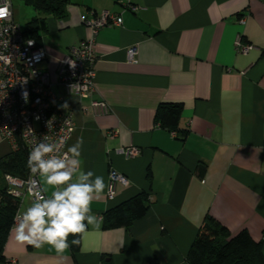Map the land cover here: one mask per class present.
Masks as SVG:
<instances>
[{
	"label": "crops",
	"instance_id": "crops-1",
	"mask_svg": "<svg viewBox=\"0 0 264 264\" xmlns=\"http://www.w3.org/2000/svg\"><path fill=\"white\" fill-rule=\"evenodd\" d=\"M12 2L19 23L44 17L41 67L58 108L76 123L68 148L82 140L81 169L102 176L105 188L91 203L98 223L81 234L78 252L22 245L13 225L0 264H189L208 214L233 234L247 229L264 239V0H69L62 17ZM130 4L139 10L126 9ZM103 11L121 14L123 23L96 36L94 91L83 98L58 84L57 67L72 45L93 36L83 17ZM238 36L253 46L247 54L235 51ZM131 47L138 50L134 62ZM93 101L109 111L99 113ZM162 103L183 105L184 139L155 121ZM127 147L141 152L127 157ZM10 153L0 135V159ZM112 170L129 183H118L110 198ZM144 191L150 207L143 218L129 228L103 227L107 210ZM30 203L26 196L20 211Z\"/></svg>",
	"mask_w": 264,
	"mask_h": 264
},
{
	"label": "built area",
	"instance_id": "built-area-1",
	"mask_svg": "<svg viewBox=\"0 0 264 264\" xmlns=\"http://www.w3.org/2000/svg\"><path fill=\"white\" fill-rule=\"evenodd\" d=\"M3 2L0 0V6ZM8 4L9 14L0 18V135L10 144L12 152L24 148L28 156L34 138L39 140L45 134L52 141L64 139L65 145L61 152L67 151L76 129L74 116L58 108L55 85L50 74L41 67L47 59V52L36 39L25 36L15 18L12 0H8ZM126 9L136 12L139 7L130 4ZM83 20L92 29L93 36L70 47L69 52L59 60L57 76L59 85L84 98L90 97L94 91L96 36L105 27L121 26L123 17L121 14L103 11L99 14L90 12ZM240 22L244 23V19H240ZM234 47L237 53L242 54L253 49L251 44L243 41L242 36L237 37ZM137 53V47H131L128 51L129 60L136 61ZM73 64L74 67L71 66ZM25 93L27 102L23 98ZM92 106L99 113L109 111L104 101H93ZM49 120L53 122L50 129L46 126ZM121 152L127 157H134L141 150L138 147H127ZM5 179L8 193L19 199L20 208L26 196L30 197L32 203V193L38 195L41 190L44 191L40 177L32 176L30 170L26 178L7 174ZM36 181L40 182L39 187ZM118 183L128 185L129 180L125 175L112 170L108 192L110 198L116 194ZM18 213L23 212L19 209L16 213L14 218L17 217V222L22 219V215L17 216Z\"/></svg>",
	"mask_w": 264,
	"mask_h": 264
},
{
	"label": "trees",
	"instance_id": "trees-1",
	"mask_svg": "<svg viewBox=\"0 0 264 264\" xmlns=\"http://www.w3.org/2000/svg\"><path fill=\"white\" fill-rule=\"evenodd\" d=\"M40 13L53 14L62 17L66 12L69 0H25ZM44 17H34L25 26L24 34L39 42V31ZM183 112L181 103H162L158 107L155 121L162 127L178 132V137L184 139L187 131L180 128ZM28 152L22 148L0 159V260H5L4 248L9 233L14 225V217L20 209V201L8 193L7 174L19 178L29 175L27 167ZM200 173L206 171L201 166ZM150 207V194L141 192L123 203L107 210L103 214L102 222L105 229L125 227L143 218ZM69 236V242L75 239ZM81 239V236H80ZM264 239L256 241L247 229L236 234L224 226L214 216L208 214L200 227L187 254L189 264H264ZM80 244L73 245L71 250L78 252Z\"/></svg>",
	"mask_w": 264,
	"mask_h": 264
},
{
	"label": "clouds",
	"instance_id": "clouds-1",
	"mask_svg": "<svg viewBox=\"0 0 264 264\" xmlns=\"http://www.w3.org/2000/svg\"><path fill=\"white\" fill-rule=\"evenodd\" d=\"M9 14L8 0L0 6V18ZM74 67V64L71 65ZM23 98L27 102V94ZM67 108V105H64ZM52 121L46 126L50 129ZM62 151L65 140L52 141L48 135L39 140L34 138L29 151L27 167L32 176L44 177V183L53 188L51 196L45 191L37 195L32 193L31 205L23 212L22 219L14 218L13 231L16 241L22 245L37 249L45 245L53 248L58 254H63L73 245L81 243L80 236L89 225L96 226L97 218L92 214L91 203L98 199L105 188L102 176H96L93 171L81 169L80 144ZM76 176V180L73 177ZM92 177L95 179L88 183ZM37 187L40 182L36 181ZM77 237L69 242V236Z\"/></svg>",
	"mask_w": 264,
	"mask_h": 264
},
{
	"label": "rangeland",
	"instance_id": "rangeland-1",
	"mask_svg": "<svg viewBox=\"0 0 264 264\" xmlns=\"http://www.w3.org/2000/svg\"><path fill=\"white\" fill-rule=\"evenodd\" d=\"M17 1V0H16ZM14 2H15V0H14ZM20 25H21V27H25L26 26V23L24 22V21H21V23H20Z\"/></svg>",
	"mask_w": 264,
	"mask_h": 264
}]
</instances>
